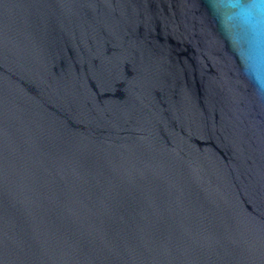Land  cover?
<instances>
[{"label": "water", "instance_id": "95a60500", "mask_svg": "<svg viewBox=\"0 0 264 264\" xmlns=\"http://www.w3.org/2000/svg\"><path fill=\"white\" fill-rule=\"evenodd\" d=\"M0 264H264V2L0 0Z\"/></svg>", "mask_w": 264, "mask_h": 264}, {"label": "clouds", "instance_id": "9594fccd", "mask_svg": "<svg viewBox=\"0 0 264 264\" xmlns=\"http://www.w3.org/2000/svg\"><path fill=\"white\" fill-rule=\"evenodd\" d=\"M262 2H264V0H262Z\"/></svg>", "mask_w": 264, "mask_h": 264}]
</instances>
